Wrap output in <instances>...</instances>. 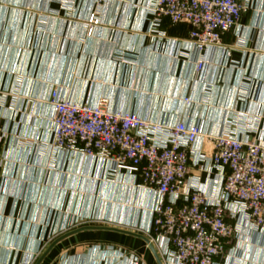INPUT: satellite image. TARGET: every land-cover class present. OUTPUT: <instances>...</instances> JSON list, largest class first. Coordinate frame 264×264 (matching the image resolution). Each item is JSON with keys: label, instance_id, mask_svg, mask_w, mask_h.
Here are the masks:
<instances>
[{"label": "crops", "instance_id": "0c3cea01", "mask_svg": "<svg viewBox=\"0 0 264 264\" xmlns=\"http://www.w3.org/2000/svg\"><path fill=\"white\" fill-rule=\"evenodd\" d=\"M67 1L0 0V264H37L57 238L83 227L151 229L157 195L138 177L53 150V89L78 104L105 98L109 110L150 122H198L209 134L220 132L227 114L248 111L261 118L264 141V0H238L239 27L207 52L198 75L196 56L183 43L190 26L164 20V38L150 31L154 0H112L92 38L86 22L94 2ZM259 84L261 101L253 104ZM199 171L190 176L212 193L211 179ZM245 233L247 241L254 236ZM136 242L149 250L135 237L85 231L57 244L41 264H157L152 253L127 252Z\"/></svg>", "mask_w": 264, "mask_h": 264}, {"label": "built area", "instance_id": "2783aa9c", "mask_svg": "<svg viewBox=\"0 0 264 264\" xmlns=\"http://www.w3.org/2000/svg\"><path fill=\"white\" fill-rule=\"evenodd\" d=\"M91 1L87 38L102 25L100 14L112 2ZM149 12L150 31L159 38L165 37L164 20L191 27L183 43L196 56L198 75L208 64L207 52L222 48L223 37L239 27L243 7L238 0H154ZM262 89L259 84L251 103H260ZM49 104L53 150L106 162L113 173L132 174L156 193L148 234L159 244L165 264H218L238 230L264 238V141L258 138L261 118L255 114H227L220 132L209 134L190 120L167 125L109 110L105 98L78 104L53 89ZM193 168L211 179L212 193L199 177L190 176Z\"/></svg>", "mask_w": 264, "mask_h": 264}, {"label": "rangeland", "instance_id": "374dc122", "mask_svg": "<svg viewBox=\"0 0 264 264\" xmlns=\"http://www.w3.org/2000/svg\"><path fill=\"white\" fill-rule=\"evenodd\" d=\"M84 222V221H83ZM78 223H81V220H79ZM94 227H105V226H94ZM109 228H114L112 226H106ZM138 230L139 233L133 231H129L138 235H141L145 238H147L150 243H152L153 247L155 248L162 264H165L164 261L162 260L160 256V246L157 243V241L152 238L142 227L135 228V230ZM128 231V230H127ZM64 233V232H63ZM247 233L244 234V231L241 232V230H238L237 235L234 237L233 244L231 246L230 251H228L225 260H227L230 264H264V243H263V237L258 235V238L254 236H250L251 238L249 241L246 240L248 237L246 235ZM60 234H55L52 236L51 240L53 241L56 239ZM260 236V237H259ZM58 239V238H57ZM258 239V240H256ZM255 241L258 243L256 244V247L254 249ZM135 245H130L127 243L128 248L126 251H133V253L137 255H143L146 259L147 256L150 257L152 256L150 249H146V245L144 243H134ZM140 246V247H139ZM44 249V248H43ZM131 249V250H130ZM227 262V263H228Z\"/></svg>", "mask_w": 264, "mask_h": 264}, {"label": "water", "instance_id": "95a60500", "mask_svg": "<svg viewBox=\"0 0 264 264\" xmlns=\"http://www.w3.org/2000/svg\"><path fill=\"white\" fill-rule=\"evenodd\" d=\"M85 231H108V232H114V233L123 234V235L138 238L147 244V246L150 249L151 253L153 254L157 264H162L155 248L153 247V245L150 243V241L147 238H145L141 235L126 231V230H121V229H117V228H109V227H83V228H80L78 230H75L73 232H70V233L60 237L59 239H57L55 242H53L50 245L48 250L43 254V256L40 258V260L37 262V264H41L57 244H59L60 242H62L63 240H65L71 236H74L76 234H79V233L85 232Z\"/></svg>", "mask_w": 264, "mask_h": 264}]
</instances>
